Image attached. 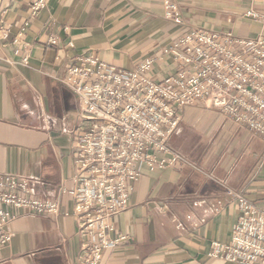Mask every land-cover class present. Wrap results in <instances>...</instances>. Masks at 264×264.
I'll list each match as a JSON object with an SVG mask.
<instances>
[{
	"label": "crops",
	"instance_id": "0c3cea01",
	"mask_svg": "<svg viewBox=\"0 0 264 264\" xmlns=\"http://www.w3.org/2000/svg\"><path fill=\"white\" fill-rule=\"evenodd\" d=\"M33 1L0 0L11 37L29 20L18 52L0 44V173L40 179L33 195L41 199L56 198L60 185L72 187L77 172L73 131L80 103L60 77L79 56L133 68L189 28L264 36V0H174L185 25L166 20L164 0H45L32 17ZM250 10L257 16H247ZM53 38L57 43L48 45ZM171 69L156 65L160 78ZM169 144L187 161L154 171L141 167L130 209L114 219L129 239L107 249L100 264H236L208 253L213 241L230 242L238 222L239 204L228 189L264 209V137L217 109L192 106ZM60 200V215L19 214L0 264H79V221L73 202Z\"/></svg>",
	"mask_w": 264,
	"mask_h": 264
},
{
	"label": "built area",
	"instance_id": "2783aa9c",
	"mask_svg": "<svg viewBox=\"0 0 264 264\" xmlns=\"http://www.w3.org/2000/svg\"><path fill=\"white\" fill-rule=\"evenodd\" d=\"M166 20L185 25L174 0H164ZM31 3V16L45 7ZM0 16V44L18 52L29 25L11 37L10 24ZM247 16L256 17L250 10ZM53 38L48 45H54ZM28 60V56L24 61ZM173 66L163 78L157 64ZM60 81L79 99V120L74 129L77 172L73 186L60 185L56 198L33 195L40 179L0 173V250L14 237L11 223L21 212L60 215V198L73 202L79 221L82 249L79 264H100L104 252L128 241L114 219L131 207L141 167L154 171L186 160L169 140L192 106L213 108L231 122L264 137V36L241 38L205 28H189L161 54L146 56L133 68L79 56ZM187 161V160H186ZM197 168V166H195ZM239 204L238 222L229 243L213 241L209 256L236 264H264V209L243 192L227 190ZM222 210V202L214 207ZM65 215H69L66 212Z\"/></svg>",
	"mask_w": 264,
	"mask_h": 264
},
{
	"label": "rangeland",
	"instance_id": "374dc122",
	"mask_svg": "<svg viewBox=\"0 0 264 264\" xmlns=\"http://www.w3.org/2000/svg\"><path fill=\"white\" fill-rule=\"evenodd\" d=\"M204 108V107H203ZM210 109V108H209ZM212 109V108H211Z\"/></svg>",
	"mask_w": 264,
	"mask_h": 264
}]
</instances>
